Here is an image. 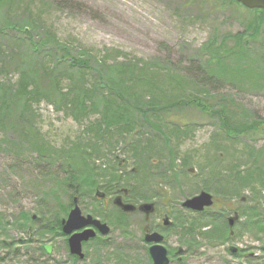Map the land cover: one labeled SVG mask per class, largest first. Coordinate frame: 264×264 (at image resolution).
Here are the masks:
<instances>
[{"label":"rangeland","instance_id":"374dc122","mask_svg":"<svg viewBox=\"0 0 264 264\" xmlns=\"http://www.w3.org/2000/svg\"><path fill=\"white\" fill-rule=\"evenodd\" d=\"M47 32L58 41V49L48 46L40 48L38 55L33 53L32 47ZM238 32L249 34L245 37L248 53L242 58L227 55L218 68L229 75L237 67L262 70L264 14L231 0H13L11 4L6 0L0 6V98L12 97L6 90L13 95L20 81L29 79L31 66L41 61L53 77L58 74L59 87L53 89L38 76L35 82L40 94L31 96L26 117H19L21 105L13 102L0 119V264H148L141 218L130 217L120 225L113 220V209H99L94 192L89 193L91 188L85 189L86 201L93 207L82 211L112 223L108 243L89 241L82 249L84 259L75 260L63 235L42 228L48 221L66 217L69 191L78 184L68 177L64 164L48 161L31 148V130L52 152L71 151L62 153L79 162L96 149L92 160L100 168L97 175L108 178L112 174L126 181L120 186L135 192V200L154 195L157 189L166 192L163 200L156 197L159 210L172 208L173 215L187 223L186 228L195 227L192 221L199 225L233 211L239 214L232 237L222 225L225 218L217 221L224 228L220 233L205 226L192 233L178 227L167 231L166 245L186 250L182 264H264V132L248 130L246 135L229 138L217 119L191 106L145 114L139 112L145 110L142 105L136 106L138 112L131 109L134 99L145 103L174 96L169 77H190L187 70L199 67L207 56L204 47L227 42L225 49H229L233 40L226 38ZM83 60L86 63L81 69L75 62ZM128 63H135L134 73L140 78L130 96L121 101L110 97L106 86H112L116 76L110 67ZM246 78L221 81L205 97L214 103L211 106L224 99L222 104L233 109L228 112L238 121L235 125L251 127L258 121L264 123V80L251 84L252 79ZM80 81L85 85L79 89ZM99 82L105 93L94 90L86 96L87 109L77 111L75 118L74 109L65 108L61 95L69 91L71 100ZM196 88L192 83L185 85V99ZM106 95L114 106L128 108L132 115L125 123L137 136L126 134L121 126L97 130ZM235 166L252 173L253 181L225 193L218 182ZM83 187L81 182V191ZM201 189L214 195L218 207L202 215L184 214L180 202ZM23 216L28 225L18 224ZM182 235L187 247L181 243ZM217 236L221 240L214 239ZM45 245L52 247L51 253L45 251ZM233 248L239 251L233 253Z\"/></svg>","mask_w":264,"mask_h":264},{"label":"trees","instance_id":"16d2710c","mask_svg":"<svg viewBox=\"0 0 264 264\" xmlns=\"http://www.w3.org/2000/svg\"><path fill=\"white\" fill-rule=\"evenodd\" d=\"M6 0H0V6L5 2ZM237 5H239L237 2L234 0H231ZM10 4L13 3V0H9ZM248 10V9H247ZM251 11H257L259 13L264 14L261 10H251ZM31 24L35 25V20H30L29 21ZM34 28V26L32 27ZM245 37H249L248 33L245 32H238L232 36H228V38H232L233 44L229 47V49H225V45L227 42L220 43V44H208L206 47L203 48V51L207 52L206 58L202 59L200 61V66L197 68H192L190 70H187V74L190 75L188 77L187 75H184L181 80L176 79L173 76L169 77V80L172 82V86H174V92L175 95L171 98H167L163 101H160L159 99H149V101L143 103L139 99H134V106L133 109L134 111L136 110L137 105H142L141 107L144 108L145 110L141 109V113L145 114V112L148 113H163L167 112L169 110H178L182 107H195L199 109L200 111L208 114L210 117L215 118L219 122V126L222 129V131L227 135L229 138H237L239 135H246L248 130L255 131V132H264V123H261L258 121V123H252L251 127H249V124H242L240 126L235 125L238 121H235L231 115L230 112L233 109L230 107H225V105L222 104V101L224 99H219V103H217V106H211L210 101L205 97L207 93L211 92V88L213 85L221 82V81H228L229 83H232V80H248L246 77L251 78L252 81L250 82L251 84H258L261 79L264 80V68L260 71H248L247 68H242L240 67L241 71L237 67L235 71H231V75L227 73L225 70V73L218 68V65L221 64L223 58L227 55L230 56H238L239 58L244 57L248 53V40L245 39ZM32 47V52L37 54V52L40 51V48H46L48 46H52L51 48H56L58 49V41L53 37L49 32L46 33L45 38L42 41L36 42ZM53 51L50 50V53ZM226 52L225 54H223ZM38 55V54H37ZM86 61H76L75 64L78 65L79 68L83 69L85 67ZM32 69L29 71V79H22L20 83L18 84L17 89L13 92V95L11 94V90H6L12 97L8 96L4 98H0V119L4 117V112L8 109H10V104L11 103H20L21 109L19 113V117L25 118V112L30 110V104H31V96H38L40 94V86L38 82H35L37 80V77L40 76L47 81L50 82V87L53 89H56L59 87L58 85V74L53 77V75L50 73L51 71L48 72V68L45 67V62L41 61V63H37L33 66H31ZM136 67L135 63L133 65L128 64H122V66L118 67H110V69L113 68L115 72V78L113 79V85L112 86H106L107 91L110 97L116 96L119 100L123 101V97L126 95V97L130 96L129 91L133 86H135L138 82L139 76L135 75V69ZM147 68V67H146ZM141 70L145 68H140ZM34 82V86L30 88V83ZM130 85H128L129 83ZM194 84L195 86H198L193 92L188 93L191 97L185 99L187 97L185 94V85L187 84ZM177 84V85H176ZM85 85L83 81H80L79 84V89ZM200 85V86H199ZM151 88L153 85L150 86ZM99 91L100 94H104L105 90L104 87L101 85L99 82L94 89L91 91H85L82 94H76L73 95L72 99H69L70 92L64 93L61 95L62 101L66 105V109L69 107H72L71 109H74L75 113V118H78V113H82L86 111V96L91 94L93 91ZM48 94H50L49 91H47ZM76 93V92H75ZM80 96V97H79ZM84 96V97H81ZM116 98V99H117ZM176 98V99H175ZM105 99V108L104 112L101 115L100 120L98 121L97 124V130L100 129V126H103L105 129H109L112 126H121L126 134H131L132 136H135L137 132L133 128H129L130 125L126 124L131 115L128 112L127 107H119V106H114V102L111 101L110 99L103 98L102 100ZM117 105H118V101ZM116 105V104H115ZM78 111V113H77ZM138 112V111H135ZM158 117V115L153 114V116ZM178 118V115L175 116ZM145 120L147 117H144ZM263 130V131H262ZM31 136L32 140L30 142L31 148L40 156L44 157L45 159H48V161L52 162H59L60 164H64L69 171L68 177L71 179H74V183L78 184V187L74 189H80L81 182L84 184L86 188H91V191L98 185L99 183H105L106 185L111 186L113 182H126L122 181L118 177H114V175L110 174L107 176L108 178H105L104 174L97 175V171L100 169L99 167H95L94 165V160H92L93 154L96 153V149L92 148V151L89 153V155L84 156L85 158L81 160V162L78 161V159H75L73 155L68 154L65 155L62 152H67L71 153V151H59L57 152H52L49 144L42 138L40 137L35 130H31ZM135 134V135H134ZM163 135L165 136V139L167 140V135L164 132ZM137 136V135H136ZM74 149V148H71ZM238 167L235 166V169H232L226 176L225 179H220L218 182L219 188L225 192V193H231L234 191H238L240 188H243L247 185L250 184V182L253 181V174L248 172L247 170L241 171L237 169ZM222 177V175L220 174ZM104 177V180H100ZM219 177V176H218ZM255 209V208H252ZM242 215H245L244 212H242ZM257 217H261L257 214ZM262 217L264 215L262 214ZM260 218L262 220L263 218ZM26 219L25 216L22 218H18L17 222L19 225H28V223H23V221ZM22 222H19V221ZM31 221V220H30ZM59 219L56 221H48L46 224H42V228H47V230L51 234H57L59 236L62 235L61 233V224H60ZM191 224H196L190 222ZM215 227V225L213 226ZM194 228V229H193ZM199 228V226H190L186 228V232L192 233L195 231V229ZM222 228L221 226L218 227V232L220 233ZM194 230V231H193ZM213 230H216V228H213ZM215 232V231H212ZM205 234V233H204ZM193 235V234H191ZM217 235V234H216ZM218 237V236H217ZM216 238V237H214ZM220 238V237H218Z\"/></svg>","mask_w":264,"mask_h":264},{"label":"flooded vegetation","instance_id":"af4514ba","mask_svg":"<svg viewBox=\"0 0 264 264\" xmlns=\"http://www.w3.org/2000/svg\"><path fill=\"white\" fill-rule=\"evenodd\" d=\"M201 191H206V192H208L209 194L212 195V200H213L212 205L210 207H205L202 211H193V210H191L189 208H186V207H184L182 205V203L187 198H190V197H187V198H184L180 202V208L179 209H182L184 214L188 213V214H192V215H202L207 209H212V208H217L218 207L217 199L214 197V195L212 193H210L206 189H201L196 194L200 193ZM89 193H93L94 201H97V202L100 203L99 204L100 205L99 209H102V211L103 210L106 211V210H109V209H113L114 210L116 215L114 217L112 215L113 220L117 221L120 225L121 224L125 225L128 222L130 217H135V216L138 217L139 216L141 218V225H142V228H141V239L144 242V249H145V252L147 254V263L148 264H153V261L151 259L150 254H149V247L152 246L153 243L152 242H146L144 240V237H145L146 234L153 233V232H157L158 234H160L162 236V240H161V242L159 244L162 245L165 248V250H166V257L168 259V264H182L183 263V257H185V255H186L185 254L186 250H184V248H182L181 246L177 247L175 249H172L171 247L166 245L167 244L166 243V237L167 236L165 235V233L167 231L175 229L177 227L179 229H181L182 232L186 233V224L187 223L180 219L181 216H174L173 215L174 212L171 211L172 208H168L166 206V208H162L163 210H159L160 209L159 208V202L156 201V197L159 196V200H163L167 196L166 192L157 189L154 195L141 198L140 200H135L134 199V195H133V193H135V192H133L131 189L127 188L126 186H120L119 182H113V184H111V186L106 185L105 183H99ZM86 194H87V191L84 188L82 189V191L80 189H74V188L70 189L69 194H68L69 195V199H70L69 207H68L69 210L67 209V215H66V217L64 219L67 218L70 210L73 209L74 206H77L79 208L80 213H81L82 216H86V215L92 216L93 219L99 220L101 223L106 224L109 230H108V232L106 234H102L97 229L96 226L89 225V226H85V227H83L81 229L73 231L72 234L73 233L82 232L83 230H86V229H92L93 232H94V236L93 237H91L87 241H83L81 243V252L82 253H83V251H82L83 247L89 241H97L98 240L100 244L102 242L108 243V241L111 240L110 235L112 233L111 232L112 228L110 227V225H112L111 222L107 223L105 220L99 218L96 215H92L90 213H83L82 209H91L93 207L92 203H88L86 201V197H87ZM193 196H191V197H193ZM116 198H119V200H120V202L122 204H131V205H133L134 210L131 211V212L123 211L122 207L115 203V199ZM109 203H111V205H109ZM145 203L152 204V211L151 212L146 213L145 211L141 210L140 206L142 204H145ZM231 217H235V221H234L232 226H229V222L228 221H229V218H231ZM223 218L226 219V221L224 220L226 222V224L225 223L223 224V221H222ZM64 219H62L60 221L61 233H62V221ZM212 219H214V220H212ZM219 219H222L221 220L222 221V225L223 226L224 225L227 226L225 228H228L229 236L232 237L233 234H234L233 227H234L235 223L239 219V214L236 211H233L232 215H228L227 217H225L223 215ZM219 219L216 216L214 218H211L210 223H213V224H210L209 222H206V223H199V225L195 224V226H199V228H197V229H200L201 227L205 226L206 229H210V230L215 231L217 233L218 232L217 229L221 225V224L219 225L217 223V221ZM214 225H215V227H213ZM213 228H216V230H213ZM185 233H184V235H185ZM72 234H69V235L65 236L62 233V235L65 237V240L67 242L68 252H69L70 256L72 257V259L83 260L84 257L82 259H80L77 256L72 255L70 253L69 245H68V238ZM184 235H182L181 243L183 244V247H184V245H186V247H187V239L184 237ZM214 239L221 240V238H218V237H216ZM46 246H48V245L44 246L45 249H46ZM51 251H52V247L50 246V252H47V253H51ZM237 251H239V250H237L236 248L232 249L233 253H235ZM83 255H84V253H83Z\"/></svg>","mask_w":264,"mask_h":264},{"label":"water","instance_id":"95a60500","mask_svg":"<svg viewBox=\"0 0 264 264\" xmlns=\"http://www.w3.org/2000/svg\"><path fill=\"white\" fill-rule=\"evenodd\" d=\"M240 5L246 9H259L264 12V0H235ZM115 203L122 207L125 212H131L134 210L131 204H122L119 198L115 199ZM213 203L212 195L206 191H201L200 193L194 195L193 197L187 198L182 205L193 211H202L205 207H210ZM141 210L149 213L152 211V204H142L140 206ZM235 221V217L229 218V226H232ZM93 225L102 233L106 234L108 232V227L106 224L101 223L99 220L93 219L92 216L86 215L82 216L80 210L77 206H74L70 210L66 219L62 221V232L66 235L72 234L73 231L81 229L85 226ZM94 236L92 229H86L82 232L73 233L68 238L69 250L72 255L77 256L82 259L84 257L81 252V243L87 241L89 238ZM144 240L146 242H152L153 245L149 247V254L153 261V264H168V259L166 257L165 248L159 243L162 240V236L157 232L148 233L145 235ZM47 252H50V246H46Z\"/></svg>","mask_w":264,"mask_h":264}]
</instances>
